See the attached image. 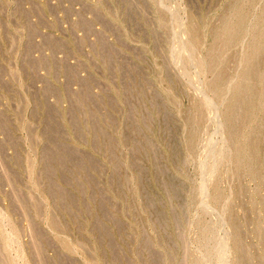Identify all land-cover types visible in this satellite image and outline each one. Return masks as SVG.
Masks as SVG:
<instances>
[{
	"label": "rangeland",
	"instance_id": "374dc122",
	"mask_svg": "<svg viewBox=\"0 0 264 264\" xmlns=\"http://www.w3.org/2000/svg\"><path fill=\"white\" fill-rule=\"evenodd\" d=\"M0 264H264V0H0Z\"/></svg>",
	"mask_w": 264,
	"mask_h": 264
},
{
	"label": "bare ground",
	"instance_id": "6f19581e",
	"mask_svg": "<svg viewBox=\"0 0 264 264\" xmlns=\"http://www.w3.org/2000/svg\"><path fill=\"white\" fill-rule=\"evenodd\" d=\"M254 27H255V25H254ZM227 33V32H226ZM248 42V41H247ZM241 45V44H240ZM247 49V48H246ZM202 65H204V63L202 64ZM202 69V68H201ZM205 74V73H204ZM209 100V99H208ZM208 103H209V101H208ZM212 103H213V101H212ZM214 104V103H213ZM227 109H225V110H228L229 108H230V106L229 105H227V107H226ZM224 112V111H223ZM222 112V113H223ZM226 112V111H225ZM221 128V127H220ZM221 130H222V128H221ZM224 140V139H223ZM227 159V158H226ZM231 160V159H230ZM230 160H228V161H230ZM221 163V162H220ZM218 165V164H217ZM213 171H214V168H213ZM207 193V192H206ZM227 258V257H226ZM227 261V260H226Z\"/></svg>",
	"mask_w": 264,
	"mask_h": 264
}]
</instances>
